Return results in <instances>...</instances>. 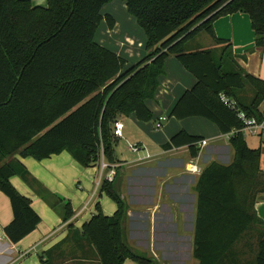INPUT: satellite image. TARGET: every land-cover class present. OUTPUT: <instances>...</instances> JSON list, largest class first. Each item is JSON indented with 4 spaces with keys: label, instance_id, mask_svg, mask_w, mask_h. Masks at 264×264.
Wrapping results in <instances>:
<instances>
[{
    "label": "trees",
    "instance_id": "1",
    "mask_svg": "<svg viewBox=\"0 0 264 264\" xmlns=\"http://www.w3.org/2000/svg\"><path fill=\"white\" fill-rule=\"evenodd\" d=\"M113 1L47 0V7H40L31 0H0V192L12 206L13 221L4 229L12 244L41 222L30 199L12 185L15 176L52 207L61 201L64 222L74 216L71 203L30 178L19 158L43 161L68 152L85 168L98 167L102 158L118 165L115 123L132 115L140 122L152 121L146 102L155 98L168 58L175 57L197 79L171 117L206 119L222 135L241 129L221 95L248 117H259L264 80L241 68L231 43L216 36L214 24L222 17L246 14L256 47H264V0H121L147 36L145 58L129 69L124 59L95 41L104 19L110 28L115 26L112 16L102 15V8ZM202 34L211 38L212 49L194 46ZM202 140L181 131L163 148L188 147L196 158ZM229 143L233 163L210 164L196 186L194 257L199 264H264V222L255 209L264 194V182L258 180L262 148H250L241 134ZM102 194L116 204V213L106 216L97 204L82 228L70 226V238L93 247L100 264H153L124 240L127 204L115 181L103 182ZM66 242L48 251L42 264H55L53 254L56 260L68 258L56 253Z\"/></svg>",
    "mask_w": 264,
    "mask_h": 264
},
{
    "label": "crops",
    "instance_id": "2",
    "mask_svg": "<svg viewBox=\"0 0 264 264\" xmlns=\"http://www.w3.org/2000/svg\"><path fill=\"white\" fill-rule=\"evenodd\" d=\"M31 1L34 6L43 7ZM102 15L112 16L116 23L110 28L103 20L96 34V43L124 59L125 69L145 58L147 36L136 18L129 14L126 3L114 0L102 8ZM214 30L219 39L231 43L241 68L264 80V47H256V36L249 16L237 13L222 17L215 22ZM198 39L194 46L203 49ZM196 84L197 79L175 57H170L166 60L165 73L159 78L155 98L146 102L153 114L152 121L140 122L135 115L121 119L124 130L120 142H127L128 147L139 144L145 148L130 161L122 159L117 152L120 170L115 186L127 204L124 240L137 256L149 259L153 264H199L194 257V241L198 205L196 186L200 175L190 172L191 162L195 160L203 171L212 163L230 165L235 158L229 141L216 125L203 118L177 120L171 117L182 95ZM160 117H166L167 121L162 128L157 129ZM181 131L207 140L209 146L196 158L191 157L188 147L165 150L163 146ZM230 153L232 160L229 158ZM148 154L150 158L146 160ZM19 160L30 173V178L36 179L46 190L71 203L74 216L64 222V204L61 201L54 208L21 177H13L12 185L21 195L30 199L41 222L34 232L18 244H12L6 235L0 238V264H42L41 258L64 241L67 242L56 253L68 258L62 260L61 257L59 261L56 260V254H53L55 264H100L93 247L78 238H70V226L80 229L96 213V210L90 211L91 205L95 204L96 207L99 204L106 216H113L117 211L116 204L102 200L103 194L99 193L101 200L95 199L82 212L95 189L97 167H83L68 152L43 161L31 157ZM89 170L95 173L94 189L90 191L82 188L85 191L82 196L70 192L72 184H80L87 178L86 171ZM263 197L264 194L258 197L255 209L264 222ZM12 221L11 202L0 192V228L4 231ZM124 264L137 263L127 260Z\"/></svg>",
    "mask_w": 264,
    "mask_h": 264
},
{
    "label": "built area",
    "instance_id": "3",
    "mask_svg": "<svg viewBox=\"0 0 264 264\" xmlns=\"http://www.w3.org/2000/svg\"><path fill=\"white\" fill-rule=\"evenodd\" d=\"M221 101L224 105L228 106L232 111H234L237 115L238 120L242 123L243 127L241 129H233L230 133L224 135L227 141H230L232 138L237 137L238 135H242L245 139L247 138H255L259 140V146L262 148V161L264 164V102L258 109L259 117H248L247 114L241 111L238 107L236 102L228 99L226 96L221 95ZM167 121L166 117H160L157 121L156 128H162L163 123ZM123 130L124 124L122 120H118L115 123L114 127V136L117 138H123ZM198 146L200 147L201 151L209 146V142L207 140H202ZM129 150L134 154H139L141 151H144L145 148L143 145H129ZM200 151V152H201ZM150 158L148 154L145 158L146 160ZM191 169L190 172L196 175H201L202 169L199 168L196 164V161L193 160L190 165ZM118 165L109 164L102 158L99 166L97 167L98 170V180L95 184V189L86 205L82 209V212L87 210L88 207L94 203L95 199L98 197L100 193V189L103 182L112 183L116 180L118 175ZM5 233L0 228V238L4 237Z\"/></svg>",
    "mask_w": 264,
    "mask_h": 264
},
{
    "label": "rangeland",
    "instance_id": "4",
    "mask_svg": "<svg viewBox=\"0 0 264 264\" xmlns=\"http://www.w3.org/2000/svg\"><path fill=\"white\" fill-rule=\"evenodd\" d=\"M33 2L36 3V4L43 5V7H47V5H48L47 0H33ZM117 3L122 4V2H120V1H118ZM105 21L107 23V20L106 19H104L103 22H105ZM198 42H199L201 48H203V49H209V48H211L213 46V42H212L211 38L207 34H202L199 37ZM246 141L248 143V146L250 148H252V149H257L259 147V140L258 139H255V138H247ZM116 151L118 153H120L122 159H126L128 161L132 160L133 157H134V155H135L133 152H131L129 150V147H128L127 142H122L121 141V142L117 143V145H116ZM229 158L232 160V154L229 155ZM231 160H229V162ZM227 162H228V160H227ZM86 175H87V178L83 179L80 184H78V183H73L72 184V188H71V191L70 192H72L73 194L74 193H78V195L82 196L83 193L85 192V191L82 190V188L89 189L90 191L92 189H94V188H92L93 187V184H94V178H95L94 171H92V170H89L88 172L86 171ZM258 180H259V182H264V164L260 167V173L258 174ZM99 199H100V196L98 195V197L96 198V200H99ZM101 199L102 200H105V201H108L111 204L114 203L105 194H103V196L101 197ZM262 201H263V204H264V197H263V200ZM94 205H91V210L90 211H92V212H94L96 210V207Z\"/></svg>",
    "mask_w": 264,
    "mask_h": 264
},
{
    "label": "water",
    "instance_id": "5",
    "mask_svg": "<svg viewBox=\"0 0 264 264\" xmlns=\"http://www.w3.org/2000/svg\"><path fill=\"white\" fill-rule=\"evenodd\" d=\"M117 156H118V154H117Z\"/></svg>",
    "mask_w": 264,
    "mask_h": 264
}]
</instances>
